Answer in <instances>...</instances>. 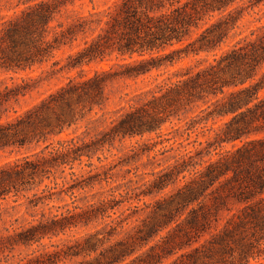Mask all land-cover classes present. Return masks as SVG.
<instances>
[{"label": "trees", "instance_id": "16d2710c", "mask_svg": "<svg viewBox=\"0 0 264 264\" xmlns=\"http://www.w3.org/2000/svg\"><path fill=\"white\" fill-rule=\"evenodd\" d=\"M79 1L27 0L0 19V77L7 76L0 80V152L34 149L0 165V201L25 198L32 212L30 222L0 237V255L38 246L23 264H264V32L222 49L242 13L264 0H248L245 8L244 0H117L87 16L70 13ZM62 49L70 50L63 65L53 61ZM201 54H212V61H198L177 80L142 93L141 105L115 111L98 134L62 137L84 122L93 128L106 122L91 114L104 109L109 84ZM112 60L115 67L82 75L84 67ZM77 70L81 75L41 93L44 74L51 72L50 81ZM197 102L209 104L208 117L222 125L208 129L213 141H194L200 147L194 155L151 174L136 195L138 202L152 198L143 202L149 214L125 236L127 218H112L129 201L123 196L48 212L54 200L109 183L113 168L101 173L104 166L92 163L102 162L107 147L145 134L161 137L172 117L180 120ZM197 123L192 118L188 130ZM84 159L89 170L78 175ZM79 229L88 231L64 248L42 245Z\"/></svg>", "mask_w": 264, "mask_h": 264}, {"label": "rangeland", "instance_id": "374dc122", "mask_svg": "<svg viewBox=\"0 0 264 264\" xmlns=\"http://www.w3.org/2000/svg\"><path fill=\"white\" fill-rule=\"evenodd\" d=\"M27 0H1L0 2V19L2 17L11 16L15 11L18 10L17 6L23 8V3ZM117 0H84L76 3L75 6H70L69 11L73 14H80L87 16L90 12H103L108 8H112ZM248 0L241 2L242 7L249 5ZM264 32V3L254 10H245L242 13V19L238 22L235 29L230 33L226 43L222 45V49L226 50L232 47L234 44L239 42L245 37H249L251 33H254L252 38ZM75 50V49H74ZM73 50V51H74ZM71 51V52H73ZM70 53L69 49H62L55 53L53 61H61L63 65L65 63L66 55ZM208 59L212 61V54H201L195 58L184 59L174 67H169L166 70L159 72L154 71L151 76L146 75L138 79H120L106 87V105L102 111L96 110L97 115L91 114L92 119L106 120L104 123H100L96 128L92 125H88L87 122L82 123L78 130H70L62 137L66 138V135H78L80 137L88 138L98 134L99 131L103 130L109 125L110 118L114 112L120 108H128L130 105H141L144 100L142 93L152 90L156 85L162 84L169 79L172 81L177 80V76L183 73L181 69L187 67H196L198 61H204ZM52 61V62H53ZM117 61L112 60L109 62L92 64L83 68L84 72L82 75L92 76L96 71L101 69L108 70L110 67H115ZM51 63L48 67L50 69ZM40 69L34 72V75L40 74ZM51 72L46 73L42 76L44 79L41 82V93L50 87L59 85L65 81L67 77H77L81 75L79 70L72 71L69 74L64 73L52 78L47 81L48 76ZM24 76V75H23ZM7 76H1L0 80ZM1 87V86H0ZM37 94L33 95L36 98ZM209 104L203 102H197L195 108L191 111H187L181 116V119L172 117L171 120L163 126L161 137L158 134H145L144 136H136L133 138H126L119 142L116 141L110 148L104 151L103 155L100 153L102 162L99 163L96 157L93 158L92 163L95 167L104 166L99 172L108 171L113 168L109 173V183H102L95 185L93 190H76L75 197L71 198L65 196L60 200H54L50 202L49 207L51 208L48 212L56 213V207L69 204L76 201V204L83 206L88 202H99L103 198H108L113 195L117 198L123 196L121 199L129 198L128 202L121 205L120 209L116 210V215L112 218L116 219L117 216L122 214L121 219L127 218L123 223V229L121 230L123 236L129 233V229L132 226L140 224L141 219L145 218L150 210L143 209V202L152 203L151 197L142 196V201L136 200V195L147 189L148 182L153 177L152 173L159 171L168 165L174 163L180 156L191 152L194 155L195 150L200 147L194 144L195 140L205 143L206 140L213 141L214 133L208 131L210 128L218 129L222 125L220 119H216V124L213 125L214 121L208 117V112L211 108L207 109ZM203 110L202 113L200 111ZM194 118L197 120L195 129L188 130L190 126V120ZM207 122L201 119H207ZM201 120V121H200ZM224 121L227 120L223 119ZM90 135H87V133ZM205 133V134H203ZM205 146V144L203 145ZM110 149V151H107ZM34 149H24L18 152L9 154L8 152H0V165L14 161L20 158L25 153H33ZM84 163L79 166L76 165L75 172L85 174L89 169L85 166L87 160H83ZM68 170L65 175L69 180ZM60 183L61 180H58ZM52 186V184H51ZM172 188L168 189L166 193H169ZM31 195V194H29ZM161 196V195H160ZM138 206L139 211L134 214V207ZM143 209V210H141ZM31 210L28 208L27 201L25 198L9 197L5 201H0V237L12 234L19 226L26 224L32 220ZM100 228V227H99ZM88 230L79 229L72 232H67L66 235L52 240H44L42 245L47 247L48 250H54L51 245H59L60 248H64V244L69 241L81 238ZM39 249L38 246H33L30 249L24 247H17L16 250L9 254L6 252L4 255H0V264H23L28 258H34L38 253L32 254L34 251ZM79 259L64 260L59 264H77ZM251 264H256L252 262Z\"/></svg>", "mask_w": 264, "mask_h": 264}]
</instances>
